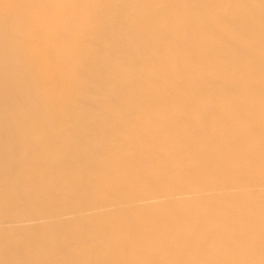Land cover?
<instances>
[{"label":"bare ground","instance_id":"bare-ground-1","mask_svg":"<svg viewBox=\"0 0 264 264\" xmlns=\"http://www.w3.org/2000/svg\"><path fill=\"white\" fill-rule=\"evenodd\" d=\"M0 264H264V0H0Z\"/></svg>","mask_w":264,"mask_h":264}]
</instances>
